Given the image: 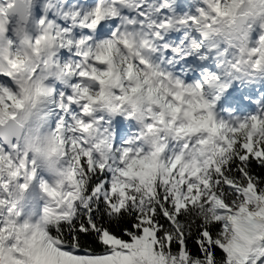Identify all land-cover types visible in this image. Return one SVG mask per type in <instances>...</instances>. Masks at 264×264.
I'll return each instance as SVG.
<instances>
[{
    "label": "snow or ice",
    "instance_id": "6c2138e0",
    "mask_svg": "<svg viewBox=\"0 0 264 264\" xmlns=\"http://www.w3.org/2000/svg\"><path fill=\"white\" fill-rule=\"evenodd\" d=\"M124 2L97 6L85 17L86 26L115 16ZM205 2L207 10L179 23L191 21L203 32L217 17L230 16L240 0ZM255 2L264 15V0ZM5 24L0 7V32ZM56 39L46 29L33 52ZM146 45L117 32L84 54L78 75L99 87L77 85L78 95L69 102L84 101L85 116L95 105L112 112L127 107L129 115L148 122L139 136L117 148L99 136L97 121L75 119L66 126L61 120L51 131L49 153L60 163L50 172L51 182L39 183V215L25 216L23 204L42 150L31 143L21 148L11 133L0 135V264H264V175L256 171L264 169V114L235 125L217 122L201 86L185 87L153 70L141 55ZM250 55L256 57L254 68L264 64V36ZM20 63L19 56L4 55L0 74L17 78L11 69ZM63 72L71 74L72 68ZM32 74L17 79L18 93L0 88V125L15 120L26 102L52 95ZM168 137L183 141L179 152L165 155Z\"/></svg>",
    "mask_w": 264,
    "mask_h": 264
},
{
    "label": "clouds",
    "instance_id": "9594fccd",
    "mask_svg": "<svg viewBox=\"0 0 264 264\" xmlns=\"http://www.w3.org/2000/svg\"><path fill=\"white\" fill-rule=\"evenodd\" d=\"M11 7L8 5L5 7L6 13V26L14 22L15 35L19 48L16 51H12L5 39L6 31L0 32V59L4 55L11 54L13 57L19 56L22 63H20L16 69H11L17 79L22 82L28 79L32 74V69L41 66V59H47V65H42L46 70L45 73L37 75L32 74V80L39 81L43 86L44 81L49 75H59L63 69L56 68L53 65V57L51 55L53 43L51 41L45 42L40 48L39 54L34 53L32 46L34 44L31 28H32V0H10ZM122 7L135 10V0H125L121 4ZM212 15H215L212 13ZM264 22V15L259 12V5L255 0H240L235 10L230 16L217 17L216 23L209 28H203V34L211 43L213 48H219L221 44L225 45V50L232 53L231 60L235 62L236 69L241 74H251L257 69L264 68L262 64L259 68H254L253 63L256 59L255 56L250 55V48L247 41L248 24L254 21ZM130 23H133L130 21ZM202 27V25H201ZM46 29L43 30V34ZM151 30V29H150ZM40 36V35H39ZM137 40L143 42L144 39L137 37ZM149 47V42L144 47ZM155 51V48L152 49ZM222 58L224 57V50L217 53ZM7 67V62L4 61ZM153 70H156L153 68ZM157 71V70H156ZM159 72V71H158ZM93 82H89V87L92 88ZM50 89V88H49ZM45 97L39 98L35 104L32 101L25 103L23 109L16 110L17 118L15 120L6 119L5 122L0 125V135L7 137L9 133L17 138L21 148L31 143L37 145L42 150V155L38 157V163L41 167L45 168L49 172H54L59 166V158L56 153H51V131H42L39 121L41 119V105ZM10 111L12 109H9Z\"/></svg>",
    "mask_w": 264,
    "mask_h": 264
},
{
    "label": "bare ground",
    "instance_id": "6f19581e",
    "mask_svg": "<svg viewBox=\"0 0 264 264\" xmlns=\"http://www.w3.org/2000/svg\"><path fill=\"white\" fill-rule=\"evenodd\" d=\"M37 5H40L41 7L37 6ZM53 8H54V2L52 0H32L33 17H32L31 35H32L33 40L38 38L39 35L43 34V30L44 29H48L50 34L55 35V29H56V26L59 25V23L57 21H55V20H52V18L47 20L48 17H54V16L57 15V13H54ZM41 20L44 21L43 25H41V23H40ZM258 22H259V20L255 21L252 24L254 29H255V27L258 28V25H257ZM250 33H251V29H249V34ZM63 35L65 36V41H69V36L70 35L67 34L66 32H64ZM195 36L197 37V35H195ZM6 38L8 40V45H9L10 50L16 51L19 48V44L17 42V38H16V35H15V24H14V22H11V23L8 24V32H6ZM61 60L62 61L66 60L65 55L62 54V53H61ZM81 62L86 64L85 60L81 59ZM100 67H102V66H100ZM35 73L37 75L43 73L42 69H41V66H38L35 69ZM48 77L44 81L45 85L47 87H49L50 89H52V91L55 92L56 94H58L59 90L65 91L66 94H67V101H64V104H65V106L67 105V107H70L71 109H74L75 106L72 103H70L69 100H68V97H73L74 94L71 93V92L70 93L68 92L67 80H64L63 82H60V81L55 82L54 80H52L51 78H48ZM80 82H81V85H83V86H89L90 80H88L87 78H82L81 77V81ZM4 87L9 88L13 92H17V93L19 92V85L17 83V78H14V77H5V78H3L0 81V88H4ZM98 87H99L98 82H95V83L92 84V88L93 89H98ZM56 94H55V97L53 99H51V101H50L49 97H46L44 99L42 105H41V119H42V122L39 123V124H40V127H41L42 131H48V123L50 122L49 120L52 119V115H53L52 114V108L56 106V102L60 101V99H58ZM82 102H83L82 104L85 103L84 101H82ZM54 111H55V113H57L58 110L55 109ZM97 112H98V110L93 111L91 113V116L93 114L97 115ZM100 113H104V110H101ZM129 113H130V111L127 112L122 118H120L117 121L118 126H122L123 127V126H125L126 122H130V121L131 122L132 121L133 122H137L139 124L142 123V121H140L136 116L129 115ZM99 115H101V114H98V116ZM75 118L76 119H85L86 121H89V117H87L85 115L83 116L82 113L81 114H77L75 116ZM67 120H70V118H67ZM142 125H144V123ZM181 146H182V144L178 143V145H177V150L178 151L177 152H179V148ZM46 175H44V180H47V181L51 182L54 179V177H52V176L51 177L50 176L46 177ZM36 177H37L36 179L38 180L39 179L38 175ZM29 189H31V185H30ZM29 189H28V191H29ZM28 191L26 192V194L28 193ZM33 198L36 200V202L41 204L40 206H41V209H42V207H43L42 193L38 191L37 194Z\"/></svg>",
    "mask_w": 264,
    "mask_h": 264
},
{
    "label": "rangeland",
    "instance_id": "374dc122",
    "mask_svg": "<svg viewBox=\"0 0 264 264\" xmlns=\"http://www.w3.org/2000/svg\"><path fill=\"white\" fill-rule=\"evenodd\" d=\"M263 29V28H262ZM259 30L257 33H256V35L258 36V38H256L255 40H256V42L255 43H253L254 45H253V48H256V47H258V44L259 43H257V39H259L260 40V37L261 36H263V34H264V31L263 30ZM256 32V31H255ZM255 32H253L252 33V36H251V38L253 37V35H254V33ZM257 44V45H256ZM252 48V49H253ZM206 100H208V98L206 97L205 98ZM208 102H209V100H208ZM67 106V105H66ZM69 106V105H68ZM94 108H96V105L94 106ZM261 110H262V108H261ZM256 115H262L261 113H258V114H256ZM76 116V115H75ZM66 117V116H65ZM67 118H69V117H67ZM64 119V118H63ZM75 117L73 118V120H65V124H67L68 126H70V125H73L74 124V121H75ZM94 121H97L96 119H94ZM217 122H220V121H217ZM97 123L99 124V125H95V128H96V131L99 133V136L101 137V138H104L107 142H108V137H107V134L104 132V131H102V129H101V127H103V125H101V123L99 122V121H97ZM96 123V124H97ZM226 123V122H225ZM166 142V145H167V147H166V151H165V155H170L171 153H173L175 150H177L176 149V145L178 144V142H180V143H183V141L182 140H176V139H173L172 137H168L167 138V140L165 141ZM47 174V175H46ZM37 175H38V180L35 178V180H34V182H32V184H31V189H29V191H28V193L25 195V201H24V204H23V207H24V214L25 215H27V213H25V210L27 211V209H28V207H29V203L31 202V200L30 199H28V197H29V195L31 196L33 193H35L36 192V187L38 186V181H39V183H40V181L43 179L44 180V175H46V177L47 176H52L53 177V175L49 172V171H47L45 168H43V167H41V166H39L38 165V169H37ZM33 189V190H32ZM27 203H28V205H27Z\"/></svg>",
    "mask_w": 264,
    "mask_h": 264
},
{
    "label": "trees",
    "instance_id": "16d2710c",
    "mask_svg": "<svg viewBox=\"0 0 264 264\" xmlns=\"http://www.w3.org/2000/svg\"><path fill=\"white\" fill-rule=\"evenodd\" d=\"M256 171L259 174L264 175V169L259 168V166H257ZM190 246L192 247L193 252H195L196 251V246L194 244H191V242H190ZM95 248H96L97 251L100 250V246L98 244L95 245Z\"/></svg>",
    "mask_w": 264,
    "mask_h": 264
},
{
    "label": "water",
    "instance_id": "95a60500",
    "mask_svg": "<svg viewBox=\"0 0 264 264\" xmlns=\"http://www.w3.org/2000/svg\"><path fill=\"white\" fill-rule=\"evenodd\" d=\"M0 141L3 142V138H0Z\"/></svg>",
    "mask_w": 264,
    "mask_h": 264
}]
</instances>
